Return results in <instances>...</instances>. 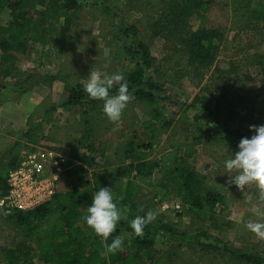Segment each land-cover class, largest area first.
I'll return each instance as SVG.
<instances>
[{
	"label": "trees",
	"instance_id": "trees-1",
	"mask_svg": "<svg viewBox=\"0 0 264 264\" xmlns=\"http://www.w3.org/2000/svg\"><path fill=\"white\" fill-rule=\"evenodd\" d=\"M83 3L84 0H0V12L9 13L8 21L0 22V78H15L17 82L25 75L30 77L27 72L14 67L21 54L37 44L44 47L41 53L46 58L54 54L53 57L62 59L72 42V34L83 30L79 28L78 14ZM165 3L166 0L162 5ZM211 3V0H169L166 10L162 8L160 12L161 19L152 23L154 30L149 33L131 22L132 13L128 14L127 19L124 16L130 22L125 24L117 10L102 6L110 28L106 44L108 54L116 59V72L124 74L135 105L149 109L150 118L144 123L146 131L142 136H137L136 132L125 144L123 152L126 160L130 161H121L116 167L118 184L108 182L107 169H95L98 156L105 155V143L101 141L96 144L88 138L86 141L82 139L79 142L81 150L78 148L74 153L76 163L66 171L58 192L48 202L30 211L4 213L2 217L11 222L20 234L14 246L4 249L6 264H169L174 257L185 258L187 252L183 249L177 251L176 248L186 242L192 248L201 246L220 254L230 253L245 264H264V257L251 252L249 248L237 249L217 241L215 231H221L230 224L226 215L230 209L228 188L223 180L212 174L199 173L193 162L197 147L204 142L206 144V138L213 129H205L203 125H199L195 131L184 128L182 139L176 141V146L153 157L157 137L173 125L172 118L165 116L163 106L177 105V110L182 109L180 103L174 102L173 97L165 92L161 79L166 75L151 53V41L158 34L170 41L168 46H172L173 52L177 50L176 44H180L186 54V65L193 67L197 75H202L214 65L213 76L217 75L220 80L231 77L238 83L244 75L249 76L247 80L251 76L253 78L248 68H254L259 82L255 94L246 92L233 98L242 102L264 124V53L257 50L239 60H220L224 35L220 29L209 26ZM114 4L120 7L122 1L114 0ZM232 4L236 27L255 30L264 23V0H232ZM193 16L199 18L196 28L191 27L189 22ZM166 58L167 61L173 60V54L169 53ZM85 83L66 81L69 94L62 105L87 106L84 114L88 115L89 109L103 107V101L90 99L84 91ZM220 86V94L215 93L213 87H203L183 114L191 108L227 134L251 138L255 133H242V129L237 133L230 128L227 120L234 113L227 106L233 100L227 96L233 94L225 89V82ZM117 91L118 86L110 89L111 94ZM99 113L104 112L100 109ZM85 128L89 130L88 122ZM224 138L229 139L226 135ZM28 139L33 146L38 143L39 136L34 131ZM231 144L229 151L234 154L239 149ZM19 157L15 155L7 164L0 165L1 179L8 169L15 166ZM89 168L94 171L90 172ZM101 187L112 188L118 207L130 208L128 219L118 224L117 231L108 240L111 243L115 236L124 237L123 249L116 254L108 253L101 237L84 224L92 195ZM144 190L148 192L144 193ZM160 196L169 200L180 199L181 207L176 221H166L157 216L154 222L145 227L144 235L137 237L129 222L136 215H145L152 210L156 205L153 200ZM140 206H143L144 212L138 211ZM184 217L197 223L196 231L188 233ZM167 235L176 236L179 244L175 245V249L163 252L156 247V240L159 236Z\"/></svg>",
	"mask_w": 264,
	"mask_h": 264
},
{
	"label": "rangeland",
	"instance_id": "rangeland-1",
	"mask_svg": "<svg viewBox=\"0 0 264 264\" xmlns=\"http://www.w3.org/2000/svg\"><path fill=\"white\" fill-rule=\"evenodd\" d=\"M121 1L122 4L117 7L114 0H84L83 7L78 13L80 17L79 28L83 30L72 34V42L65 50L66 54L64 53L63 61H56L53 57L54 54H51L49 58L41 55V49L44 47L37 44L31 50L22 54L18 64L14 67V69L26 70L31 75L30 77H25L27 76L25 75V78L21 79V83L16 84L15 87L16 79L0 78L1 166L7 164L15 155L20 156L23 151L30 148L31 142H29L28 137H31L34 131L39 136V144L57 148L68 156L73 163H76L77 159L74 153L79 148L77 137L80 127L74 125L72 118L69 121L67 120L69 117L65 110H58V106L62 105V99L65 98L66 94H63L60 98L63 88L57 78L60 76L66 79L65 82L68 81V83L73 84L79 81L87 82L91 69H98L106 76L117 71L116 59L108 54V47L106 46L110 28L105 20L106 11L102 9V6L117 10L125 24L130 23L126 19L128 14L132 13L131 22L137 23L141 30L149 33V31L154 30V27L151 26L152 23L157 19H161L162 14L160 12L162 8L166 10L167 4H169V0H166L164 5H162L164 0ZM211 1L212 7L208 13L209 26L220 29L224 35L219 52L220 60L226 62L233 59L239 60L245 54L257 50L264 53V23L260 24L255 30L250 28L242 30V28L235 25V11L232 0ZM163 17L165 16L163 15ZM8 19V11H1L0 22L4 23ZM189 22L191 27L196 28L199 18L193 16L189 19ZM165 38L162 34H158L151 41V53L156 58V63L161 65V71L166 75L165 78L161 79L165 84V92L173 97L174 102L180 103L182 106L181 110H177V105L167 107L162 103L165 116L172 118L174 123L173 128H167L166 133L168 136L172 135L174 139H177L183 136L184 127H189L194 131L199 125H203L205 129H213L209 137L206 138V144L200 147L201 152L195 164L200 171L204 172L206 171L205 166L210 165L214 174L222 178L228 188L230 209L226 215L230 224L221 231H215L217 241L220 244H228V247L237 249L249 248L251 252L264 257V240L257 238L244 227L249 219L264 222L261 217L253 215L254 206L260 211H264V207L258 205V190L255 186H250L245 188L243 192L239 191L234 184L229 183L228 175L231 176L236 173L226 172L224 166V161L232 156L229 151L230 141L233 147H238L242 137L227 134L222 128L218 129L215 123L191 108L183 114V110L188 107L203 87H213L214 92L220 94V84L225 82V89L233 94V96H227L233 100V103L227 106L234 113L227 120L231 125L230 128H234L237 133L242 130V133H254L250 131V126L264 125L263 122L254 113L252 114L242 102H237L233 98L246 92H251L252 95L255 94V87L259 82L257 83L254 68H248L252 71L253 78L251 76L247 80L249 76L244 75L243 80L238 83H235L231 77H224L220 80L217 75L213 76L214 65L206 69L202 75H197L198 72L193 67L186 65V54L180 44H176L177 50L173 52L171 51L172 46H168L170 41L167 42ZM145 41L148 42V39L146 38ZM169 53L173 54V60L171 61L166 60V55ZM176 60H179V62L176 63ZM129 105L133 107L117 125L119 127L141 128L140 121L145 123L150 118L148 115L149 109L145 106L133 104L132 99L127 106ZM30 119L31 124L29 123ZM103 120L101 119L102 122ZM105 121H107V117ZM112 124L115 123L110 122L111 126ZM142 126L146 131L145 126ZM217 135L222 138H218ZM225 135L229 139L224 138ZM97 162L100 166L105 164V160L101 158ZM167 209L168 211L164 212L158 204L157 207L155 205L152 208V211L156 212L157 216L164 215L163 217L166 220L174 221L176 218L174 213L177 208L170 206ZM4 213L0 211V264H6L4 249L14 246L20 238L17 228L2 217ZM185 220V229L188 230V233L197 230V223H193V220ZM84 224L87 225L86 220ZM178 241L176 236H159L156 240V247L164 252L168 249H175V245L179 244ZM186 243H183L182 247L176 248L177 251L183 249L187 252L185 258L174 257L169 264H245L230 253L220 254L201 246L192 248L188 242Z\"/></svg>",
	"mask_w": 264,
	"mask_h": 264
},
{
	"label": "clouds",
	"instance_id": "clouds-1",
	"mask_svg": "<svg viewBox=\"0 0 264 264\" xmlns=\"http://www.w3.org/2000/svg\"><path fill=\"white\" fill-rule=\"evenodd\" d=\"M118 86L115 94L110 89ZM84 91L90 99L103 101V112L110 122H119L130 103L132 96L122 72L105 75L102 71L90 70L88 80L84 84ZM250 131L255 134L251 138H241L238 151L224 161L226 172H235L229 177V183L234 184L241 192L245 188L255 186L258 190V205L264 207V125H251ZM144 212L143 206L138 209ZM129 207H118L114 200L112 188L101 187L92 195V201L87 208L86 224L101 237L104 248L108 253L116 254L124 246V237L115 236L111 243L109 237L117 231L121 221L128 219ZM253 215L264 219V211L253 208ZM157 213L149 210L145 215H136L130 223L131 229L137 237L144 235L147 225L154 222ZM244 227L257 238L264 240V222L249 219Z\"/></svg>",
	"mask_w": 264,
	"mask_h": 264
},
{
	"label": "crops",
	"instance_id": "crops-1",
	"mask_svg": "<svg viewBox=\"0 0 264 264\" xmlns=\"http://www.w3.org/2000/svg\"><path fill=\"white\" fill-rule=\"evenodd\" d=\"M41 55H42V53H41ZM64 57L60 60L55 58V57H54V59L59 62L61 60L63 61ZM19 60H20V57H19L18 61L15 63V65L18 64ZM18 70H20L21 72H27L24 69H18ZM8 78H10V77H8ZM8 78H5V79H8ZM13 79L15 80V78H13ZM21 79H23V78H21ZM21 79L17 80V82L15 81L14 87L16 86V84L18 85L19 83H21ZM57 80H59V82L62 84V88H63L61 91V94H60V98L63 96V94H66L65 98L63 97V99H62L64 101L68 97V94H69V91L66 88V82H65L66 79H63L62 77L59 76L57 78ZM133 104H135V103L133 102ZM131 107H133V106H130V105L127 106L126 110L124 111L123 117L130 112ZM100 109L103 111L102 106L100 108L89 109L88 115H85L84 111L87 110V106L86 107H84V106L82 107L79 105H75V106L59 105L58 106L59 111L65 110L67 116L69 117L67 119L68 121L72 118L74 125L80 127L79 135L77 137L78 143L82 139H84L86 141V138L90 139V141H92L93 143H96V144H98L101 141L105 143V150H106L105 155L103 157L98 156V158L96 159V163H98L97 160L99 158L104 159L105 164H102L101 166L97 164L95 169H97V170L107 169L108 170V175H107L108 182L111 184H118L119 180L115 176L116 167L121 163V161H126V163L130 161L129 159L126 160L124 152H123L125 144L128 142V140H130L132 138V136L136 132H137V136H142L143 131H144V127L142 125H144V122L140 121L139 125H141V128L124 127V126L119 127L117 125L118 122L115 124H112V126H111L108 118H107V121H105L106 117H104V116H106V115H104V113H99ZM101 119L102 120L105 119V120H103V122H102ZM136 121H138V120H136ZM86 122H88V124H89V130H88V128L87 129L85 128ZM169 128H173V125ZM184 128H189V127H184ZM166 132H162V134H160L157 137L156 142H155L156 143L155 147H154L155 152H153V157H157L159 155V153L172 149L173 146H176V141H178L179 139H182V137L174 139L172 137V135L168 136ZM113 144H115V145H113ZM204 145H205V142L197 147L198 152L196 154V157L193 160L194 163H196V160L199 157V154L201 152L200 147H203ZM194 165H195V167L199 173H201L203 175L212 174L215 178H219L214 174L210 165L205 166V168H206L205 172L200 171L197 168L196 164H194ZM221 165H222V163H221ZM89 171L91 172L94 170L92 168H89ZM219 179L223 180L222 178H219ZM223 182H224V180H223ZM225 185H226V183H225ZM144 191H145L144 193L148 192L147 190H144ZM139 196L141 197L142 194ZM148 197L151 198L152 196L148 195ZM146 198H147V196H146ZM153 201L154 202L156 201L155 202L156 207L159 204V206L162 207V210L164 212L168 211L167 208H169L170 206H173L175 209L177 208L176 212L174 213L175 217L177 215V212L180 211L179 209L181 207V201L177 197L169 200V199L162 198L160 196V197H157L156 199H154ZM177 206H179V207H177ZM161 214H163V213H161ZM160 216H161V218H164V220H166L165 217H163L164 215H160ZM185 219H188V221H190L189 217H184V222L186 221ZM166 221H171V220H166ZM174 221H176V218ZM171 222H173V221H171Z\"/></svg>",
	"mask_w": 264,
	"mask_h": 264
},
{
	"label": "built area",
	"instance_id": "built-area-1",
	"mask_svg": "<svg viewBox=\"0 0 264 264\" xmlns=\"http://www.w3.org/2000/svg\"><path fill=\"white\" fill-rule=\"evenodd\" d=\"M73 164L55 147L39 142L30 146L3 179L0 177V211H30L48 202Z\"/></svg>",
	"mask_w": 264,
	"mask_h": 264
}]
</instances>
